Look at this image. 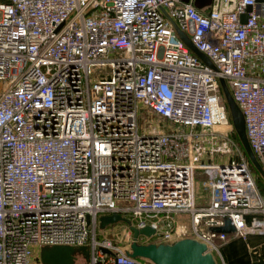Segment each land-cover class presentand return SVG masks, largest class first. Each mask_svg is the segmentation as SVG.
<instances>
[{"label": "built area", "instance_id": "1", "mask_svg": "<svg viewBox=\"0 0 264 264\" xmlns=\"http://www.w3.org/2000/svg\"><path fill=\"white\" fill-rule=\"evenodd\" d=\"M219 77L264 170V0H0V264L54 244L86 246V264H145L95 237L109 212L152 227L137 242L191 237L212 255L228 233L264 234ZM225 217L232 231L213 230Z\"/></svg>", "mask_w": 264, "mask_h": 264}, {"label": "water", "instance_id": "2", "mask_svg": "<svg viewBox=\"0 0 264 264\" xmlns=\"http://www.w3.org/2000/svg\"><path fill=\"white\" fill-rule=\"evenodd\" d=\"M185 1V0H184ZM249 9V7H247ZM244 15L241 16V20ZM175 30L189 49L195 53L203 62L211 66L210 61L203 53L198 51L189 41V39L176 26ZM219 86L229 112L232 127L238 137V140L251 164L264 178V170L252 153L247 139L244 134L243 117L237 104L231 97L223 78H218ZM116 221H123L131 230L128 242V253L131 256H140L150 260L153 264H216L211 252L206 250L203 242L191 237L177 238L170 243H154V242H137L138 234L149 235L153 229L145 225L140 228L130 224L128 218L118 214L117 212H109L98 216L97 226L104 228L106 225ZM216 231L230 232L233 227L227 217L223 219V223L212 227ZM85 249V258H87V249ZM71 245L54 244L44 247L40 252L41 260L47 264H71Z\"/></svg>", "mask_w": 264, "mask_h": 264}, {"label": "rangeland", "instance_id": "3", "mask_svg": "<svg viewBox=\"0 0 264 264\" xmlns=\"http://www.w3.org/2000/svg\"><path fill=\"white\" fill-rule=\"evenodd\" d=\"M209 0H192V3L195 7H200L205 4H207ZM115 54H121L115 53ZM112 55V54H111ZM145 111H141L140 116H138V124H139V129H141L143 122H149L146 116L144 115ZM219 126L213 125L212 128L217 129ZM221 155V152H218V150H214V161L222 159L219 158ZM246 157V156H245ZM211 159H207L208 162L213 161ZM199 161L205 162L206 159L199 158ZM255 168V167H254ZM249 170L252 172L254 178H257L256 172L252 169L249 168ZM256 170V168H255ZM257 171V170H256ZM258 172V171H257ZM259 177L257 179V184L264 188V178L263 176L258 172ZM206 178L207 173L204 171L203 168L201 167H196L193 171V179H194V192H195V204L196 205H206L209 201V192L206 187ZM261 192V191H260ZM262 195H264V190L261 192ZM126 218H128L127 214L122 215ZM183 220H186V215L182 214V217H180ZM112 225L113 228L110 230L108 226ZM88 226V225H87ZM124 226L125 223L123 221H116L111 224L106 225L104 228H99L96 226L95 229V237L96 238H101L104 234L109 237L112 242H114L116 245L119 247L125 249L128 248V240H124L123 234H124ZM105 230V231H104ZM105 232V233H104ZM227 236H233L232 233H228ZM72 246V251H71V264H86V258H85V249L81 248V246L84 245H71ZM44 247H48V245H36L32 247V256L30 258V263L31 264H47L41 260L40 257V252ZM86 248V246H84ZM144 258V257H143ZM144 263L145 264H153L150 260L144 258Z\"/></svg>", "mask_w": 264, "mask_h": 264}, {"label": "crops", "instance_id": "4", "mask_svg": "<svg viewBox=\"0 0 264 264\" xmlns=\"http://www.w3.org/2000/svg\"><path fill=\"white\" fill-rule=\"evenodd\" d=\"M213 257L216 264H264V234L229 236Z\"/></svg>", "mask_w": 264, "mask_h": 264}, {"label": "trees", "instance_id": "5", "mask_svg": "<svg viewBox=\"0 0 264 264\" xmlns=\"http://www.w3.org/2000/svg\"><path fill=\"white\" fill-rule=\"evenodd\" d=\"M233 135H234V137H236V139L238 140V137H237V135H236V133H235L234 130H233ZM238 143H239V145H240V147H241V149H242L244 155L246 156V154H245V152H244V150H243V148H242V146H241L239 140H238ZM246 158H247V156H246ZM247 163H248V167L256 172L257 178H254V179H255V183H256L257 187L259 188V190H260L261 192H263L264 188L262 189V187L259 186V185L257 184V179H258V177H259L258 172L255 170L254 166L251 164V162L248 160V158H247Z\"/></svg>", "mask_w": 264, "mask_h": 264}]
</instances>
